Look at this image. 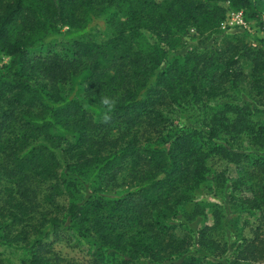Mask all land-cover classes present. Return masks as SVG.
<instances>
[{"label": "trees", "instance_id": "1", "mask_svg": "<svg viewBox=\"0 0 264 264\" xmlns=\"http://www.w3.org/2000/svg\"><path fill=\"white\" fill-rule=\"evenodd\" d=\"M229 1L248 17H259L253 0H0V54L8 57L0 67V241L24 250L16 263L7 264H73L63 262L48 240L66 230L97 236L99 247L88 264L264 261L260 225L253 238L236 242L228 260L227 244L209 236L205 226L194 242L199 252L187 261L183 255L190 237L172 234L174 225L160 216L163 210L179 212L185 189L207 179L210 153L231 162L248 157L223 145L204 150L207 142L199 130L180 126L163 134L171 113L201 93L206 73L208 93L240 75L234 46L216 59L191 51L166 62L190 27L216 30ZM61 26L68 27L74 56L29 55L61 34ZM93 34H107V39L85 37ZM257 55L254 74L264 69V52ZM84 73L83 100L93 112L77 96L59 91V85ZM105 99L112 101L110 109ZM225 105L211 119L207 141L219 128L263 141L264 127L253 128L240 109L232 119L225 116L232 104ZM101 110L105 116L96 121ZM250 161L258 181L249 207L260 208L264 157ZM62 172L100 175L106 186L118 185L125 173L128 190L110 200L88 196L65 205L57 199Z\"/></svg>", "mask_w": 264, "mask_h": 264}, {"label": "rangeland", "instance_id": "2", "mask_svg": "<svg viewBox=\"0 0 264 264\" xmlns=\"http://www.w3.org/2000/svg\"><path fill=\"white\" fill-rule=\"evenodd\" d=\"M253 1L259 11L258 18L248 17L243 8L229 1L225 4L226 11L216 30L209 31L202 27H190L188 33L182 38L180 47L168 51L166 62H170L180 55L186 57L191 51L199 52L201 56L215 58L230 46L236 48V58L238 59L236 69L240 73L236 80L224 83L221 89L217 88L215 92L208 93L210 85L207 80L210 79L206 73L204 78L207 80L203 81L201 93L185 107L178 108L171 113L170 124L167 125L163 134H172L180 126H183L203 133L202 141L207 142L204 150H211L214 146L223 145L233 151L248 155L241 162H231L218 157L214 152L210 153L206 159V164L209 167L207 179L196 187L185 189L186 198L182 200L179 212L162 211L161 219L174 225L172 234L175 236L186 234L190 237V247L188 252L183 255L186 259L198 250L197 245L194 246V242L205 226H210V229L207 230L209 236L227 244L228 250L224 255L227 260L240 238H253L259 225L264 231V204L260 208L249 207L250 200L254 198L252 189L255 188L258 181V175L253 171L250 158L264 157V139L261 142H254L255 140L251 138L252 134H226L219 128L216 137L207 141L211 119L215 115L218 116L219 112L225 108V104H232V110H228L225 116L232 119L237 113V109H240L248 114L249 120L254 123L253 128L264 127V69L257 74L253 73V60L258 59L257 53L264 52V45L261 43V39L264 37V0ZM239 11L243 12L241 17L236 16ZM60 33L43 48L30 50L29 55L32 57L51 51L68 57L74 56L73 40L66 37L68 27L61 26ZM85 37L103 42L107 39V34H93ZM204 60L202 59L199 63L200 69L205 65L203 64ZM7 61L8 57L0 54V67ZM87 76L84 73L59 85V91L64 97L77 96L82 105L89 112H93L83 100L84 90L88 85ZM104 116V110L94 115L96 121L101 120ZM63 147L59 149V153ZM220 174H223L221 179L219 178ZM60 177L64 183L61 189L62 193L57 199L65 205L70 202H82L88 199V196L91 198L102 196L105 200H110L122 197L128 190L124 185V182L128 181L125 178V173L117 178L118 185L110 183L107 186L100 181V175L90 177L89 173L78 176L62 172ZM70 182L73 185H69ZM231 196L233 199H230ZM259 201L264 203V199H259ZM193 212L194 215L191 219L184 216V214L192 215ZM48 240L52 241L53 250L63 262L65 260L73 264H88L99 247V240L94 232L84 237H78L71 230H66L59 233L58 236L50 235ZM23 255V249L0 241L2 264L16 263ZM187 261L189 260L187 259ZM255 264H264V261Z\"/></svg>", "mask_w": 264, "mask_h": 264}, {"label": "clouds", "instance_id": "3", "mask_svg": "<svg viewBox=\"0 0 264 264\" xmlns=\"http://www.w3.org/2000/svg\"><path fill=\"white\" fill-rule=\"evenodd\" d=\"M103 103H104L105 105H107V106L109 107V109H110L111 106H112V101H110V100H108V99H105V100L103 101Z\"/></svg>", "mask_w": 264, "mask_h": 264}, {"label": "built area", "instance_id": "4", "mask_svg": "<svg viewBox=\"0 0 264 264\" xmlns=\"http://www.w3.org/2000/svg\"><path fill=\"white\" fill-rule=\"evenodd\" d=\"M242 13H243L242 11H239V12L236 14V16H237V17H241ZM263 21H264V16H263Z\"/></svg>", "mask_w": 264, "mask_h": 264}]
</instances>
